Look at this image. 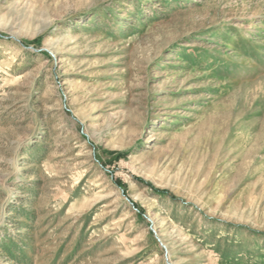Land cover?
Returning <instances> with one entry per match:
<instances>
[{"label": "rangeland", "instance_id": "1", "mask_svg": "<svg viewBox=\"0 0 264 264\" xmlns=\"http://www.w3.org/2000/svg\"><path fill=\"white\" fill-rule=\"evenodd\" d=\"M0 264H264V0H0Z\"/></svg>", "mask_w": 264, "mask_h": 264}, {"label": "trees", "instance_id": "2", "mask_svg": "<svg viewBox=\"0 0 264 264\" xmlns=\"http://www.w3.org/2000/svg\"><path fill=\"white\" fill-rule=\"evenodd\" d=\"M118 155H124V153H120ZM157 191L169 194V192L166 190H157ZM169 195H171V194H169ZM171 197H173V196L171 195Z\"/></svg>", "mask_w": 264, "mask_h": 264}]
</instances>
